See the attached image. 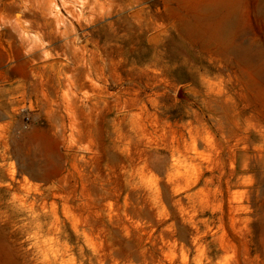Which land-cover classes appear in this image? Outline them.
I'll return each instance as SVG.
<instances>
[{"label": "rangeland", "instance_id": "rangeland-1", "mask_svg": "<svg viewBox=\"0 0 264 264\" xmlns=\"http://www.w3.org/2000/svg\"><path fill=\"white\" fill-rule=\"evenodd\" d=\"M260 47L264 0H0V264H264Z\"/></svg>", "mask_w": 264, "mask_h": 264}, {"label": "bare ground", "instance_id": "bare-ground-1", "mask_svg": "<svg viewBox=\"0 0 264 264\" xmlns=\"http://www.w3.org/2000/svg\"><path fill=\"white\" fill-rule=\"evenodd\" d=\"M220 5V4H219ZM222 7H226V6H223L222 5ZM212 8H215V9H217L218 8V5H213L212 6ZM18 13L19 12H17L16 14H17V19H20L19 18V16H21V15H18ZM232 11H228V12H226V13H223V15L216 21V23H215V25L213 26V27H211V31H212V33L214 34V35H217V36H219V35H222V34H224V32H228L230 29H231V27H232V25H233V22H232V20H231V16H232ZM18 21V20H17ZM20 22V21H19ZM18 22H16V24H17ZM194 31V30H193ZM232 31V30H231ZM230 31V32H231ZM225 37V36H224ZM230 46V45H229ZM228 48V47H227ZM231 48H234V47H231ZM230 48V49H231ZM260 50H258V51H256V52H251V51H247V53L246 52H241V54L240 55H244L245 53V55L244 56H247V57H252V56H254V57H259V59L262 57H264V49L262 48V47H260L259 48ZM223 50H225V49H223ZM228 50V49H227ZM234 52V51H233ZM237 53H240V52H237ZM233 54H236V53H233Z\"/></svg>", "mask_w": 264, "mask_h": 264}, {"label": "crops", "instance_id": "crops-1", "mask_svg": "<svg viewBox=\"0 0 264 264\" xmlns=\"http://www.w3.org/2000/svg\"><path fill=\"white\" fill-rule=\"evenodd\" d=\"M10 74L13 76L11 78L12 85L14 84V86H12V88L13 89H17V87L19 86L20 78L17 76V74H15V71L14 70H12L10 72Z\"/></svg>", "mask_w": 264, "mask_h": 264}]
</instances>
